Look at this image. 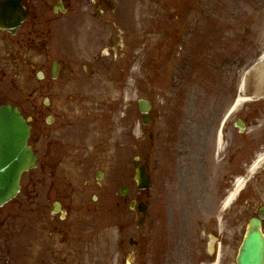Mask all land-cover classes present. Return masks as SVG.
I'll return each instance as SVG.
<instances>
[{
    "label": "rangeland",
    "instance_id": "rangeland-1",
    "mask_svg": "<svg viewBox=\"0 0 264 264\" xmlns=\"http://www.w3.org/2000/svg\"><path fill=\"white\" fill-rule=\"evenodd\" d=\"M114 6V25L104 29L112 43L107 48L102 47L107 56V70L97 72L102 73L101 76H89L88 80L80 81L83 66L97 67L91 58L101 47L99 40L94 43L93 38L80 39L75 46L67 47L72 57L66 66L72 67L79 84L65 88L73 90L72 102H64L65 97L58 94L56 88H50L43 95L51 98L54 106L67 105L71 109L58 112L56 116L68 120L64 132L67 135L61 144H68L64 145L67 155L61 168L74 176L76 205L69 209L67 221L58 222L60 232L70 234L69 240L61 246L67 255L59 251L58 256H50L49 261L39 264H124L126 260L136 264V249L128 243L131 237H135L140 242V250L145 251L138 264H235L234 257L249 219L246 203L258 204L264 200V176L255 179L251 189L245 186L226 210L222 202L228 192L223 193L220 207L216 208L218 221L213 232L222 244L235 239L236 250L221 245L217 263L203 254L197 240L201 230L199 222L205 223L208 206L201 210V215H190L189 207V219L184 218V212L175 210L172 220L165 208L163 216L160 214L154 221L148 215L145 224L138 228L137 223L134 226L128 223L127 210L123 220V212L110 203L115 200L114 186L107 192L104 185L108 180L119 183L117 173L124 162L122 157L126 164L137 161L136 158L133 162L132 156L138 155L133 147L139 128L145 131L140 137L139 158L148 164L149 127L141 125L137 100L152 99L150 90L154 86L159 95L155 104L169 111L166 121L172 120V125L176 123L178 128L183 122L185 105L188 111H200L198 121L211 123L214 108L221 111L225 106L228 111L238 98L248 99L234 112L237 119L243 120L245 128L242 132L236 128L231 135L236 176L228 190L236 179L246 178L249 166L264 153V81L261 79L264 62H259L264 54V0H117ZM91 25L94 23L87 21V26ZM116 34L118 38L114 37ZM121 46L125 51L138 53L124 82H120L119 74L125 72L126 63H117L119 59H114ZM49 57L53 56L48 49L44 62ZM43 64L29 51L27 81L20 65L17 78L13 79L18 89H28L27 115L39 113L36 112L43 96L39 95L40 84L35 75L43 71ZM43 114L54 115L55 111ZM230 121L232 115L226 123ZM64 123L61 121L60 125ZM57 126L48 127L52 137ZM212 128L206 135L202 131V140L214 137L216 126L213 124ZM99 171L103 172L104 181L96 180ZM128 178L129 174H125L124 180ZM95 196H99L98 201L93 199ZM23 217L21 212L13 213L11 219L0 226V264H36L42 258L39 249L46 242L51 245V251L56 252L53 241H47L46 232L37 229L36 221L29 234L24 233ZM37 237L45 239L41 246L40 241L35 240ZM25 238H29L31 244L27 250ZM119 239L125 242L124 257L117 252Z\"/></svg>",
    "mask_w": 264,
    "mask_h": 264
},
{
    "label": "flooded vegetation",
    "instance_id": "flooded-vegetation-1",
    "mask_svg": "<svg viewBox=\"0 0 264 264\" xmlns=\"http://www.w3.org/2000/svg\"><path fill=\"white\" fill-rule=\"evenodd\" d=\"M116 1L0 0V106L11 105L16 107L25 118H31L28 145L37 156L36 167L22 175L20 189L16 196L0 207V226L3 225V221L11 219L13 213L21 212L24 214V233L27 235L31 231L33 222L36 221L37 229L46 232L47 241L52 240L56 247V252L51 251V245L47 242L40 247L38 254L42 258L36 264L46 263L50 256H58L59 251L62 255H67L61 246L69 240L70 234L62 230L60 232L62 228L58 222L67 221L70 217L69 209L72 205H76L73 201V195L76 192L74 176L71 173H65L61 168L62 160L65 154L67 155L64 145L68 144H61L67 135L64 132L67 130L65 124L68 120L66 117L56 116L58 112L71 109L67 105L54 106L51 98L43 95L50 88H56L57 93H62V97H65L64 102L67 104L72 102L73 90L65 88L76 87L79 84L77 75L72 72V67L66 66L69 58L72 57L67 47L75 46L80 39L88 41L93 38V42L96 43L99 40L100 45H98L101 46L91 58L97 67L89 69L83 66L84 74L79 75L80 81L88 80L89 76H101L102 73L97 72L107 70L105 66L107 56L102 47H109L112 41L109 40L111 38L106 35L104 29L114 25ZM87 21H91L94 25L87 26ZM114 37L118 38L119 35L116 34ZM48 49L54 58L49 57V60L44 62V54ZM29 51L44 63L43 71H38L35 75V80L40 84L41 94L39 95L43 96L37 115L26 114L25 108L29 106L28 89H18L19 85L13 82V79L17 78L18 65L24 80L27 81ZM136 56L138 53L125 51L124 46H121L115 54L114 59L116 57L120 61L117 63H126L125 72L119 74L120 82L125 81L128 68L135 63ZM53 69L56 71L54 74ZM172 84H176L174 80ZM172 89L170 86L169 90ZM156 91V86L150 90L153 98L150 99L148 164L141 162L139 158L141 131L145 134V131L139 128L137 143L133 147L138 155L135 153L132 156L133 162L136 158L137 161L135 164L130 162L126 164L122 157L124 162L119 165V173H117L119 183L106 178L108 183L104 185L105 190L109 192L114 186L112 196L113 198L115 196V200H111L110 203H113L115 209L123 212V220L127 210L130 215L128 223L130 226L137 223L138 228L142 221H146L148 215L154 221L161 217L160 214L163 216L165 208L168 218L172 220L175 217V210L184 212V218L189 219V207L192 209L190 215H201V210L208 206L205 223L199 222L201 230L197 240L203 254L217 263L221 245L228 250H236L235 239L222 244L216 232H213L214 225L218 221L215 215L216 208L220 207L223 193L229 191L228 188L236 176L235 146L234 142H231V140L234 141L231 135L236 130V116L233 114L232 121L227 124L223 120L227 111L224 106L221 111L214 108L211 123L198 121L200 111H188L189 107L185 105L183 122L178 128L176 123L172 125V120L166 121L169 111L155 104V98L159 96ZM53 111H55L54 115L44 116L43 114ZM215 113L216 117H214ZM61 121L65 123L60 125ZM197 124L201 126L198 127ZM213 124L214 127L216 126L214 137L202 140V131L205 135L209 134ZM54 125L58 126L55 136L52 137L48 127ZM254 162L248 168L246 181L248 189H251L255 179L264 176V162L250 172ZM144 168H147L145 172L148 176V190L138 189L135 182L137 170H144ZM125 174H129L127 180H124ZM98 175L101 176V180L98 179ZM104 177L103 172L99 171V174L97 172L98 182H101ZM93 199L98 201L99 196ZM141 204L147 207V216L146 213H140ZM246 205L249 223L258 217L259 209L264 207V200L258 204L248 201ZM261 232L264 238V220L261 221ZM25 239V250H27L31 244L29 238ZM35 240L40 241V246L41 241H45L39 237ZM124 243L123 239L117 242V252L122 257L125 255ZM128 243L130 247L133 244V248L136 249L134 260L138 264L145 251L140 250V242L135 237H131ZM211 245L212 254H209ZM234 262L236 263V256Z\"/></svg>",
    "mask_w": 264,
    "mask_h": 264
},
{
    "label": "water",
    "instance_id": "water-1",
    "mask_svg": "<svg viewBox=\"0 0 264 264\" xmlns=\"http://www.w3.org/2000/svg\"><path fill=\"white\" fill-rule=\"evenodd\" d=\"M138 105L144 115L143 124H148L146 114L149 103L139 100ZM237 126L243 129L242 122L238 121ZM29 135L30 127L16 108L8 105L0 107V206L17 192L22 173L35 167L36 157L27 146ZM136 181L140 189L147 187L146 176L139 170ZM259 217L264 218V208L260 210ZM237 264H264V239L257 219L249 225L247 236L238 251Z\"/></svg>",
    "mask_w": 264,
    "mask_h": 264
},
{
    "label": "bare ground",
    "instance_id": "bare-ground-1",
    "mask_svg": "<svg viewBox=\"0 0 264 264\" xmlns=\"http://www.w3.org/2000/svg\"><path fill=\"white\" fill-rule=\"evenodd\" d=\"M259 62L262 63L264 62V54L260 57ZM262 82L264 81V74L263 77L261 78ZM263 87V86H261ZM240 90H243V86L240 87ZM246 101V99L238 98L236 100V103L232 106L231 111L234 112L240 103ZM264 162V154L259 156V158L254 162L253 169L250 172H253L259 165H261ZM246 180L245 178H239L236 183L233 185L232 190L230 191L228 197L226 198L224 202V208H227L230 206L231 203H233L239 194V192L243 189L244 184Z\"/></svg>",
    "mask_w": 264,
    "mask_h": 264
}]
</instances>
